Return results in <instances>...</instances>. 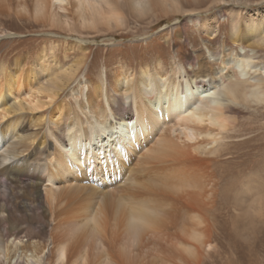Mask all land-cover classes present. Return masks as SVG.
Wrapping results in <instances>:
<instances>
[{
	"label": "bare ground",
	"instance_id": "1",
	"mask_svg": "<svg viewBox=\"0 0 264 264\" xmlns=\"http://www.w3.org/2000/svg\"><path fill=\"white\" fill-rule=\"evenodd\" d=\"M262 1L0 0L1 18L80 35L183 17L173 31L190 34L191 22L214 41L225 26L240 50L224 40L188 54L190 71L117 68L111 84L90 88L83 77L68 92L71 115L53 100L80 62L52 67L44 59L53 47H42L30 63L2 64L0 264H248L263 239L247 225L236 232V220L264 215V191L243 166L260 158V127L212 145L242 113L233 104L264 98V60L253 62L264 48V7L251 8ZM32 121L44 124L42 139Z\"/></svg>",
	"mask_w": 264,
	"mask_h": 264
},
{
	"label": "rangeland",
	"instance_id": "2",
	"mask_svg": "<svg viewBox=\"0 0 264 264\" xmlns=\"http://www.w3.org/2000/svg\"><path fill=\"white\" fill-rule=\"evenodd\" d=\"M252 5L251 8L253 9L257 6L264 7V2L262 1L261 5H256V3H252ZM220 7H216V10L212 9V11H223V7ZM183 20V17L170 16L165 20H153L148 26L146 23H141L139 27H136L137 29L113 31L112 33H118V35L113 36L112 33L105 32L87 35H80L72 31L53 32L47 27L31 26V23L24 20L0 17V66L2 64L10 66L15 58L21 59L23 63H30L35 60L42 47H53L52 53L50 54L47 51L44 59V62L49 63L52 67L59 65L62 68H66L73 62H80L75 78L73 77L74 79L70 83L61 88L53 100L55 103L59 101L66 103V106H68L67 111L71 115L73 100L68 92L69 89L76 88L77 82L83 77L87 78V87L90 88V86L98 83L101 78L105 80L106 85H109L110 81L112 82L111 74L117 68H123L135 73L138 67L146 64L150 68L156 67L169 72L171 68H174V64L180 63L190 71L195 67L196 60H191L188 63L189 65H185L184 61L188 54L195 57V54L206 55L210 50L216 51L220 49L221 43L226 38L225 26H223L219 36L213 41L208 40L206 37H201L198 33V26L195 23H185L187 26L184 24L186 30L190 29V34L185 33L183 28L173 31V28L177 27ZM146 26L151 27L149 29L144 28ZM168 31H170L167 34L169 36L165 42L163 35ZM224 43L227 48L238 52V45H234L227 40ZM77 44H82L87 50L79 49ZM261 50L263 51L261 52ZM261 50L256 53V58L253 59L254 63L263 62L264 48ZM217 65L218 62H211L213 68L217 67ZM224 71L229 74L227 69ZM98 100L101 101L100 98ZM241 102L233 104V107L237 106L236 108L241 109L242 113L237 115V121L233 125L216 137V142L212 145L214 148H220L229 141L243 139L244 136L252 135L256 131L259 133V138L264 141V98L259 102ZM38 114L48 116V108L39 111ZM34 122L32 121V124H29L28 129L29 131L37 132L38 138L42 139L44 124L34 125ZM26 123L28 124V121L24 120V124ZM255 126L260 128L251 132ZM259 154L260 158L253 154L247 156L243 166L247 165L245 169L254 168L250 174L256 175L253 178L256 179L257 187L259 186L264 191V146ZM250 174L247 173L239 180L242 181L243 178ZM236 221V232L243 230V226L247 225L253 236H261L263 239L253 255H250L251 258L248 260V264H264V215L262 218H251L248 221L249 223L240 217ZM239 239L242 240L243 238L239 237Z\"/></svg>",
	"mask_w": 264,
	"mask_h": 264
}]
</instances>
